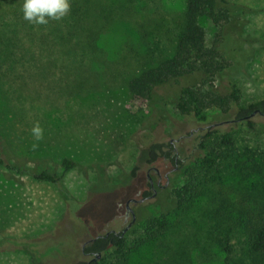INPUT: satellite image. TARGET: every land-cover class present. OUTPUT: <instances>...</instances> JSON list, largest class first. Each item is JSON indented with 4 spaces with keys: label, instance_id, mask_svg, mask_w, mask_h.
<instances>
[{
    "label": "rangeland",
    "instance_id": "374dc122",
    "mask_svg": "<svg viewBox=\"0 0 264 264\" xmlns=\"http://www.w3.org/2000/svg\"><path fill=\"white\" fill-rule=\"evenodd\" d=\"M230 1L231 18L223 29L230 66L216 76L215 88L226 92L233 84L247 106L264 99V0ZM131 2L126 7L121 0L115 10L122 9L123 16L89 36L87 20L60 35L54 19L42 25L23 19V0H0V146L13 166L0 164V264H76L89 257L57 256L59 250L79 251L86 239L124 228L126 264H251L242 238L227 259L221 234L211 228L215 216L233 212L231 191L220 197L216 185L210 186L175 211L172 189L183 174L170 164L147 161L150 143L176 139L195 126L174 103L180 86L196 79L156 88L143 108L130 102L128 79L170 49L184 7V0ZM200 22L209 43L212 23L204 17ZM211 113V122L230 118ZM37 123L43 129L39 141L31 133ZM231 126L239 145L264 149V114L217 124L221 131ZM178 145L187 159L190 147L183 140ZM63 158L73 161L61 185L75 201L78 218L55 184L30 175L40 169L63 172ZM150 166L159 170L160 184L150 171L154 191L130 203L135 219L128 225L125 201L144 197ZM86 202L93 205L92 217ZM161 212L169 225L155 233L146 219Z\"/></svg>",
    "mask_w": 264,
    "mask_h": 264
},
{
    "label": "trees",
    "instance_id": "16d2710c",
    "mask_svg": "<svg viewBox=\"0 0 264 264\" xmlns=\"http://www.w3.org/2000/svg\"><path fill=\"white\" fill-rule=\"evenodd\" d=\"M120 1L70 0L68 13L55 21L57 32L63 35L64 29L68 33L73 26L87 20L91 25V34L88 35L92 36L110 19L123 16L122 9L115 10ZM124 2L126 7H132L131 0ZM231 7L230 0H184L182 18L170 49L156 62L139 69L126 85L130 102L143 108L149 105L156 88L171 82L180 86L182 78L195 77V81L180 86L174 103L175 111L183 117H191L195 126L176 139L150 143L147 161L170 164L173 172L183 174L182 181L172 189L175 211L185 208L200 191L210 186L216 185L220 197L231 191L234 195L230 201L233 212L215 216L211 225L221 234V251L227 259L232 258L234 244L242 238L244 257L251 264H264V149L242 142L239 145L238 130L233 126L226 131L217 127L218 123L244 121L255 109L264 112V99L243 106L240 91L233 84L226 92L215 88L216 76L230 66L229 56L224 49L226 38L223 29L230 21ZM203 17L209 19L213 26L209 43L200 22ZM211 110L229 113L230 118L218 123L211 122L214 117ZM240 137L243 140V135ZM182 140L190 147L187 159L179 154L178 142ZM61 163V173L40 169L30 175L34 179L55 184L68 210L78 218L75 201L61 185L63 173L73 166V161L63 158ZM0 164L13 168L2 158L1 146ZM151 192L149 187L143 196ZM84 204L89 206L92 217L95 213L93 205L90 202ZM167 215L161 212L149 216L146 219L147 228L155 233L166 229L169 225ZM127 245L128 238L123 229L108 230L90 237L83 250L81 247L79 251L70 248L59 250L57 256L73 257L74 254L82 257L90 254L88 259H78L76 264H126ZM96 253L100 257L95 258Z\"/></svg>",
    "mask_w": 264,
    "mask_h": 264
},
{
    "label": "clouds",
    "instance_id": "9594fccd",
    "mask_svg": "<svg viewBox=\"0 0 264 264\" xmlns=\"http://www.w3.org/2000/svg\"><path fill=\"white\" fill-rule=\"evenodd\" d=\"M70 9V0H23L21 11L23 19L36 25L47 24L49 19L59 20ZM32 136L36 141L42 139L43 129L34 124L31 129ZM37 146L35 143L32 145Z\"/></svg>",
    "mask_w": 264,
    "mask_h": 264
},
{
    "label": "water",
    "instance_id": "95a60500",
    "mask_svg": "<svg viewBox=\"0 0 264 264\" xmlns=\"http://www.w3.org/2000/svg\"><path fill=\"white\" fill-rule=\"evenodd\" d=\"M256 112L261 113V114H264V112H261V111H259L258 109H255V110H253L248 116H252V115H254ZM228 121H230V120H227V122H228ZM152 168H153V169L157 172V174L160 176V172H159V170L157 169V167L154 166V167H152ZM148 179H149L150 182H152L151 177H150L149 175H148ZM142 200H144V197H141V198H139V199H136V198L131 197V198H128V199L125 201V206H126L127 210H129V211L131 212V221L129 222L128 225H130V224L134 221V219H135V214H134L132 208L129 206V203H130V202L142 201ZM125 229H126V228H124L123 231H124ZM98 256H99V253H96V254H95V258L98 257Z\"/></svg>",
    "mask_w": 264,
    "mask_h": 264
},
{
    "label": "flooded vegetation",
    "instance_id": "af4514ba",
    "mask_svg": "<svg viewBox=\"0 0 264 264\" xmlns=\"http://www.w3.org/2000/svg\"><path fill=\"white\" fill-rule=\"evenodd\" d=\"M152 167H154V166H150V167H148V169H147V172H146V175H147V178H148V175L150 176V171H154V172H156ZM156 175H157V180H156V184L157 185H159L160 184V181H161V174H160V176L157 174V172H156ZM167 174H164V176H166ZM151 177V176H150ZM151 180H152V178H151ZM148 182L150 183V185H149V187H150V189L152 190V191H154V189H153V180H152V182H150L149 181V179H148ZM145 197H147V196H144V199H145ZM131 203V202H130ZM130 203H129V206H130ZM131 207V206H130ZM133 210V209H132ZM134 212V211H133ZM131 216V212L129 211V210H127V208H126V206H125V212H124V221H126L127 219H128V216ZM114 231V230H113ZM89 241V238L88 239H86L83 243H82V246H81V248H82V250H83V248H84V245H85V243H87ZM84 254V253H83ZM85 256H89L90 257V254H84Z\"/></svg>",
    "mask_w": 264,
    "mask_h": 264
}]
</instances>
